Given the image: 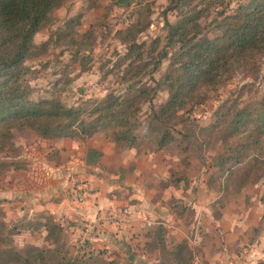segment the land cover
Instances as JSON below:
<instances>
[{
    "label": "rangeland",
    "instance_id": "374dc122",
    "mask_svg": "<svg viewBox=\"0 0 264 264\" xmlns=\"http://www.w3.org/2000/svg\"><path fill=\"white\" fill-rule=\"evenodd\" d=\"M247 2L197 0L194 5L205 10L206 16L201 24L207 28L205 34L212 39L218 35V31L211 24L220 18L219 13L232 14ZM169 5L170 0H132L127 3L99 0L96 5L90 0H63L35 36L34 42L39 49L25 63L32 98L36 101H60L67 107L82 110H90L111 92L126 98L128 84L123 82L122 76L128 70L129 60L135 58L129 51L128 42L135 36L138 44H147V49H152L153 42L160 41L154 54L162 51L168 34L167 21L175 24L179 20L177 12L168 10ZM135 28L142 31L134 35ZM168 52L169 58L162 61L161 67L154 71V66L150 65L141 76V81L153 88H157V82L163 83L173 54L172 50ZM147 56L145 62H150L151 58ZM263 96L264 56L255 69L238 70L215 91L200 89L170 124L175 141L160 153L154 152L156 144L147 133L151 112L158 111L168 100L166 88H157L156 92L150 93L148 102L141 103L142 112L138 117L142 122L138 131L141 142L135 148L116 145L112 127L107 124L92 138L67 140L74 141L72 144L77 145L76 149L79 150L77 157L86 163L90 146L95 142L114 144L115 156L108 164L115 166L111 170L110 165L106 167L101 163L104 168L100 170L103 176L108 177L106 183L109 187L112 182H131V185L124 187L125 190L122 191V186L115 191L117 197L126 196L135 205L142 200L138 191L142 188L153 199H161V194H158L167 186L184 191L186 198L176 199L173 196L169 207L177 217H182L187 229L188 238L184 240L189 242L192 249L190 264H264V171L253 166L254 153H248L239 164L229 163L230 171H219L216 166L226 150L223 136L226 132L225 122L230 120L228 110L236 105L238 108L252 105ZM220 118L222 122L217 125ZM163 129L159 127L160 133L164 132ZM152 133L153 137L160 136L153 129ZM52 140L28 129L15 128L13 147L0 154V239L7 242L0 244V258H5L4 254L11 249H15L13 259H16L25 257L32 248H55L58 251L55 262L65 257L68 260L82 259L86 264H171L172 242L176 241V235L167 231V248L152 247L153 243H157L155 234L159 225L149 227L148 221L143 218L140 219L139 228H142L145 236L149 235L151 241L135 242L141 235L138 231L130 233L129 242L125 237L117 238L116 241L125 242L124 255L110 249L107 234L113 232L118 235V231L126 227L99 220L104 217L102 215L93 221L65 220L64 232L54 234L52 242L44 240L45 230L37 228V224H44L48 219L52 224L57 222L40 213L30 200L11 197L16 193L13 191L15 186L31 185V178H28L31 172L27 171L33 164L25 158L38 143L36 148L48 153L47 157L53 163L60 164L62 160L67 162L71 159V155L65 159L59 157L58 148ZM153 153L159 157L161 168L157 172H166L168 168L169 177L161 175L163 179L158 180L154 175H148L150 163L145 160ZM137 161L146 175L144 181L140 180L143 174H136L139 172ZM127 164H132L130 173H125L126 168L119 167ZM88 166L91 171L95 168ZM134 174L137 175L136 179ZM200 186L209 192V196H204L203 200L209 209L204 213L205 223H199V214L186 203L189 195L192 198L198 196ZM210 193L214 196H210ZM209 215L211 219H208ZM107 223L115 230L111 231ZM30 224L31 228L25 227ZM88 226L92 227L89 232L86 231ZM51 257L52 254H48V258Z\"/></svg>",
    "mask_w": 264,
    "mask_h": 264
},
{
    "label": "trees",
    "instance_id": "16d2710c",
    "mask_svg": "<svg viewBox=\"0 0 264 264\" xmlns=\"http://www.w3.org/2000/svg\"><path fill=\"white\" fill-rule=\"evenodd\" d=\"M90 1L94 5L99 2ZM119 1L127 3L132 0ZM196 1L170 0L168 10L177 12L179 20L175 24L167 21L166 44L159 53L154 54L160 41H154L152 49H147V44H138L135 36L128 42L129 51L135 58L129 60L128 70L122 76L123 82L128 84L126 98L111 92L90 110H82L67 107L60 101L34 100L26 80L28 68L25 63L39 49L34 42L35 36L63 0H0V154L13 147L15 128L31 130L46 139L60 140L92 138L105 124L112 127L116 145L133 149L141 142L138 135L142 126L138 119L142 112L141 103L148 102L150 93L156 92L157 88H166L169 97L158 111L151 112L147 136L156 144L155 153L167 148L175 141L170 124L200 89L215 91L238 70L255 69L264 56V0H248L232 14L219 13L220 18L211 24L218 31L212 39L205 34L207 28L201 24L206 12L194 5ZM141 31L135 28L133 34ZM169 50L173 54L163 83L157 82V88H153L141 81L150 65L154 66V71L161 67L162 61L169 58ZM146 56L151 58L150 62H145ZM227 117L230 120L225 122L223 136L226 150L216 165L219 171H230L229 163L239 164L248 153L255 154L253 166L264 171V96L243 108L233 106ZM221 122L222 119H218L217 125ZM159 127H164V132L160 133ZM152 129L160 136L153 137ZM88 154L87 164L104 168L100 162L101 152L90 149ZM37 226L48 232V242H52L54 234L62 232V228L49 219ZM25 227L29 229L31 224ZM166 232L159 227L155 234L157 243L151 246L167 248ZM6 243V239H0V244ZM172 243L171 264H190L193 253L189 242ZM13 251L15 249L5 253L0 264H86L82 259L68 260L65 257L55 262L58 253L55 248H32L25 257L16 259H13ZM48 254L52 257L48 258Z\"/></svg>",
    "mask_w": 264,
    "mask_h": 264
},
{
    "label": "crops",
    "instance_id": "0c3cea01",
    "mask_svg": "<svg viewBox=\"0 0 264 264\" xmlns=\"http://www.w3.org/2000/svg\"><path fill=\"white\" fill-rule=\"evenodd\" d=\"M52 141L53 145L58 148L54 149L58 151L59 157L65 159L66 156L68 157L71 155V159L67 162L62 160V163L60 164L53 163L49 160L50 157H47L48 153L39 151V148H36V146L39 145L38 143L35 147L31 148V153H29L28 158H25L26 161H31L33 164L27 171L31 172L29 174L30 177H28L31 178V185H25L24 187L15 186L13 191L16 193L12 195L11 198L15 197L16 200L21 198L30 200V202L33 203V206L38 208V211H41L40 213H43L45 217H50L57 222V225L62 228V232L65 230V220L80 222L86 220L93 221L96 217H100V215L105 217L108 214H113L121 220V222L116 224L121 225L120 227L122 228L126 227L122 230L117 228L120 230L118 231V235L113 234V232L107 234V245L110 249H116L115 251H117L118 254L124 255L126 245L124 240L116 241V239H122L125 237V240L129 242V235L131 232L136 233V231H138V233L141 234L140 236L138 235L139 240H135V242L144 241L146 243L151 241L149 235L145 236L143 234L144 232L141 231L142 228H139L141 218L148 221L149 227L159 225V227L162 226L166 231L176 235V241L178 242H182L184 239L188 238L186 234L187 229L184 226L182 219L172 213L170 211L171 208L169 207L173 196L176 199L186 198L183 195L184 191L182 192L174 187L167 186L158 194H161V199H153L151 196L147 195L148 193L146 192V189L142 188V190H138L141 194L140 197H142V200L138 202L139 204L135 205L130 198H127L126 196L117 197V192L115 191V189H120L122 186V191L125 190L124 187L131 185V182H112L109 187L106 183L108 177L103 176L101 172L103 168L94 166L95 168L91 171L85 160L77 157V154L79 155V150L76 149L77 145L75 146L72 144L74 142L73 140L60 139ZM90 147L103 154L102 158H104V161H100L102 164L106 167L107 165H110L109 169H111L112 166H115L114 164H108L109 161H112V157L115 156L116 150L114 144L110 142H95ZM65 149L67 151H65ZM145 161L150 163L148 175H154L153 177L158 180L163 179L161 175H167L169 177L170 172L168 168L166 172H164V170L162 173L157 172L161 167L159 166L160 162H158L159 157L156 156L155 153L150 154V158H147ZM136 163L139 165L137 169L139 172L136 174L139 176L140 174H143V177L140 180L144 181L146 175L142 172L143 170L141 169L142 167L140 163L138 161ZM119 167L126 168L127 172L125 173H130L129 169L132 168V164L124 166L119 165ZM163 169H165V167H163ZM136 174L133 175L135 179L137 178ZM121 182L124 185H122ZM80 183L88 185L91 189V194L86 200L82 199L77 201L74 199L73 192L75 186ZM137 186H139V184H137ZM35 188H38V190L36 191ZM172 191H174L175 194ZM187 192L191 191L187 190ZM208 193L209 192L206 188L200 186L199 192L197 193L198 198H192V196L189 195L186 201L188 206L199 214V223H202V221L205 223L203 220L204 213L209 211L208 204L203 202L204 196H209ZM210 196H214V194L210 193ZM210 217L211 216L209 215L208 219H211ZM31 218L32 215L30 213L29 219ZM134 221L135 224L133 223ZM127 222L128 224H126ZM106 225L109 224L107 223ZM111 226L109 225L110 230L114 231L115 229L112 230L113 227ZM74 229L78 231L77 227ZM45 233L44 240L46 241L48 232L45 230Z\"/></svg>",
    "mask_w": 264,
    "mask_h": 264
},
{
    "label": "built area",
    "instance_id": "2783aa9c",
    "mask_svg": "<svg viewBox=\"0 0 264 264\" xmlns=\"http://www.w3.org/2000/svg\"><path fill=\"white\" fill-rule=\"evenodd\" d=\"M91 194V189L88 185L80 183L77 184L74 188V192H73V196L74 199L79 201V200H86ZM105 220V221H109L111 223H118L121 222V220L119 218H117L116 216H114L113 214H108L105 217H100L99 220ZM92 229V227L88 226L87 227V232H89Z\"/></svg>",
    "mask_w": 264,
    "mask_h": 264
}]
</instances>
